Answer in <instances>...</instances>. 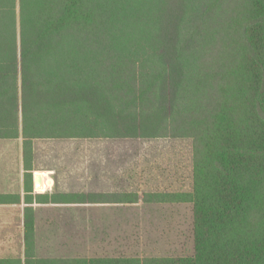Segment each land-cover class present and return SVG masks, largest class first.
I'll return each instance as SVG.
<instances>
[{
    "label": "trees",
    "instance_id": "obj_1",
    "mask_svg": "<svg viewBox=\"0 0 264 264\" xmlns=\"http://www.w3.org/2000/svg\"><path fill=\"white\" fill-rule=\"evenodd\" d=\"M20 138L26 180L34 140L193 141L190 192L39 197L190 204L191 257L39 258L28 208L24 264H264V0H0V139Z\"/></svg>",
    "mask_w": 264,
    "mask_h": 264
},
{
    "label": "rangeland",
    "instance_id": "obj_2",
    "mask_svg": "<svg viewBox=\"0 0 264 264\" xmlns=\"http://www.w3.org/2000/svg\"><path fill=\"white\" fill-rule=\"evenodd\" d=\"M4 143V142H3ZM42 194L190 192L192 139H50L34 144ZM39 258L191 257L190 204H45L36 210ZM21 226H0V257L21 258Z\"/></svg>",
    "mask_w": 264,
    "mask_h": 264
},
{
    "label": "crops",
    "instance_id": "obj_3",
    "mask_svg": "<svg viewBox=\"0 0 264 264\" xmlns=\"http://www.w3.org/2000/svg\"><path fill=\"white\" fill-rule=\"evenodd\" d=\"M39 140L33 141L32 171H28L29 174H32V177L26 180L27 171L25 169L23 140L21 138L0 139V226H21L22 236L20 237V241L22 242L23 252L21 258L0 257V259H18L24 264V225L26 210L28 208H33L35 217L37 207L45 204H52V201L42 203V201L39 200L41 195H48L50 198L52 197V194H42L38 192L39 189L36 184L38 173H35L33 166L35 156L34 144ZM42 174L44 175L42 179L44 184L43 190H51L53 179L49 175L46 176L44 173ZM48 180L51 182L48 183Z\"/></svg>",
    "mask_w": 264,
    "mask_h": 264
}]
</instances>
